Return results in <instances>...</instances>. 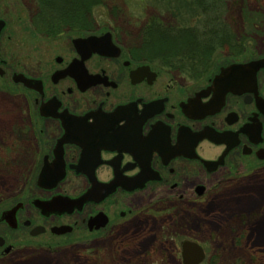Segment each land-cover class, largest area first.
<instances>
[{"label": "flooded vegetation", "instance_id": "obj_1", "mask_svg": "<svg viewBox=\"0 0 264 264\" xmlns=\"http://www.w3.org/2000/svg\"><path fill=\"white\" fill-rule=\"evenodd\" d=\"M22 1L36 33L54 41L75 33H54L49 23L42 30L38 0H0V95L18 100L13 104L22 116L12 130L18 153L14 158L11 151L0 167L9 172L19 165L18 192L29 195L0 211V227L55 239L80 230L87 236L79 242L118 245H136L150 234L153 245H175L184 264L183 244L202 245L165 234L183 233L186 214L195 215L207 198L217 200L250 178L264 180V68L254 79L242 70L231 83H215L223 69L252 62L236 61L195 82L159 70L112 34L116 48L79 45L91 36L85 31L45 49L36 71L25 68V56L18 70L3 48H26L16 43L19 24L9 18ZM255 162L260 165L250 167ZM212 179L217 182L208 184ZM17 255L7 234L0 235V260Z\"/></svg>", "mask_w": 264, "mask_h": 264}, {"label": "rangeland", "instance_id": "obj_2", "mask_svg": "<svg viewBox=\"0 0 264 264\" xmlns=\"http://www.w3.org/2000/svg\"><path fill=\"white\" fill-rule=\"evenodd\" d=\"M73 1L53 0L44 3V6L42 3L36 4L41 9L40 28L46 29L47 23L50 22V16L46 17L45 14L52 13L53 18V15L58 16L59 9L67 13L69 8H72ZM200 1L197 3L196 0H95L94 5H88L89 0H82V7L88 10L87 16L90 21L88 35L100 36L110 33L123 48H137L139 52L137 54L150 57L149 59L155 63L154 67L159 70L166 69L176 76L188 77V80L195 82H205L220 66L236 61H255L264 58V17L259 29L255 31L244 19L246 17L244 7L250 12H262L264 0ZM23 7L24 15L21 17L20 10ZM27 7L22 1L19 9H16V5L14 7L16 11L9 17L13 26L19 24L17 28L20 31L14 34L16 43L24 44L26 48H3V53L9 64L18 70L23 69L20 60L25 56V68L27 65V68L34 72L39 69L37 63L39 54L47 48H55L58 43L62 44L69 40L71 34L73 37L86 35L79 33L86 31L84 30L86 24L84 27L83 23L72 24L70 21V25L65 28H70L75 33L60 36L54 41L41 33H36L33 28L39 27L33 24L34 20ZM31 12L33 13V10ZM242 20L244 25L246 24L243 29L240 27ZM215 21L230 27L231 30L232 27L237 29L240 40L248 38L250 31L255 32L251 43L247 45V41H243L248 48H242L243 50L229 48L230 52L236 50L237 53L240 50L243 52L241 56L234 57L233 53L229 55L228 50L218 51L215 59H211V62L198 69L201 66L199 58L191 60L187 53H183L186 56L171 54L172 52H168L167 55L156 48L146 46L150 39L145 31L148 32L157 24H161L164 29L174 28L177 35L183 28L194 29L197 40L205 42L207 37L211 36L208 33L218 29ZM188 73L191 76H187ZM9 90L15 92L11 86ZM13 101L15 100H5L0 95V163L5 162L9 153L13 152L11 156L14 158L18 153H16L18 140L14 138L12 130L13 127L22 124V116L19 107H14ZM15 102L20 104L18 100ZM259 165L260 163L255 162L250 167L256 168ZM2 168L0 167V211L23 196L27 198L28 195L18 192L22 183L19 165L13 166V170L9 172L1 171ZM201 180L205 182V179ZM214 182L217 180H209L208 184ZM191 183L185 182L189 185ZM234 188L236 190L223 192L217 200L207 198L198 205L200 208L195 215L187 213L185 228L181 230L183 233L179 234L176 229H171L170 234L165 235L172 239H178L183 235L200 242L207 253V259L203 264H264V180L250 178ZM239 192L244 193L238 194ZM134 199L138 201L140 198ZM188 205L185 209L189 208ZM33 219L36 223L42 222L36 216H33ZM26 233L9 232L0 227V235L7 234L9 243L18 250L17 256L0 260V264H182L179 253L173 254L175 245L155 243L153 245L150 234L145 239L138 240L136 245H118L107 240L105 244L99 240L79 242L82 237L87 236L80 230L72 236L57 239L50 238L49 235L32 238ZM30 249H38V252L32 253Z\"/></svg>", "mask_w": 264, "mask_h": 264}, {"label": "trees", "instance_id": "obj_3", "mask_svg": "<svg viewBox=\"0 0 264 264\" xmlns=\"http://www.w3.org/2000/svg\"><path fill=\"white\" fill-rule=\"evenodd\" d=\"M38 1L40 4L42 3L44 6V3L50 2L53 0H38ZM63 1H66V0H63ZM94 1L95 0H89L88 5H94L93 3ZM203 1H207V0H203ZM218 1L224 2L225 0H218ZM196 2L200 3L201 1L196 0ZM72 4H73L72 8H69L70 10L68 9L69 11L67 13H63L59 9L58 16L53 15V18H55L53 22L52 21L48 22L50 24L48 28L51 30H54V33H57V32L59 33L62 29L69 26L70 21L72 22V24L83 23L84 27L86 24V27L84 30L90 31L89 29L90 21L87 16L88 10L82 7V0H79V2L77 0H74ZM194 4L196 3L194 2ZM186 8L188 7L186 6ZM244 8L246 10L244 11L246 13V17L244 19H245V22H247V25L249 24L251 26V29H254V31L259 29L260 25L262 24L263 17H264V11L250 12V10H248L246 7ZM46 10H48V8ZM61 15L63 17H59ZM45 16L47 17V14H45ZM216 21L215 23H217L218 29L209 32L208 35H211V36L207 37L208 39H206L205 42H201L200 40H197V38L195 37L196 33L193 32L195 31L194 29L183 28L178 31V35H177L176 33L177 31H175L174 28L164 29L161 24L159 25L157 24L155 26H152L148 32L145 31L146 36L149 37L150 39V42H148L146 46L149 45V47L151 46V48L152 47L156 48L161 53L167 54V55H168V52L169 53L172 52L171 54L176 53V55H182V56H186V55H183V53H187V55L191 57V60H197V58H199L201 62L200 64L201 66H199L198 69H201V67H204L207 63L211 62V59L212 60L215 59L214 57L218 51L228 50L230 52L229 48L231 49L232 48L234 49L248 48L247 46H245L243 41H247V45L251 43L252 37L254 36L255 32L253 33V31H250L248 38L244 37V40H240L239 39L240 35H239V32H237V29H234V27H232L233 28L232 29L233 31H232L230 27L225 26V25H220L219 22H216ZM245 25H244V20H242V25L240 27L243 29L245 28ZM249 38L251 40H248ZM195 48H198V49H195ZM229 52L228 54L232 55L233 53L232 56L234 57H239L243 54V52H240V50L237 53H236V50L230 53ZM173 67H175V65ZM186 75L191 76L190 73Z\"/></svg>", "mask_w": 264, "mask_h": 264}, {"label": "water", "instance_id": "obj_4", "mask_svg": "<svg viewBox=\"0 0 264 264\" xmlns=\"http://www.w3.org/2000/svg\"><path fill=\"white\" fill-rule=\"evenodd\" d=\"M111 34L107 33L101 37L97 36H90L87 39L81 40L78 39L76 42L81 45L86 44L89 45L91 48H116V46L113 44L111 39ZM264 68V59H259L250 62L247 65H233L228 67L227 69H223L222 73L216 77L215 83H220L223 81H227L228 83H231V79L240 71H250L253 74V79L256 76V73L261 69ZM230 85V84H228ZM231 90V89H228ZM81 202V201H79ZM16 209L8 212L10 218L15 215ZM5 215V214H4ZM183 261L184 264H201L205 260V252L204 249L197 243L187 241L183 244Z\"/></svg>", "mask_w": 264, "mask_h": 264}]
</instances>
